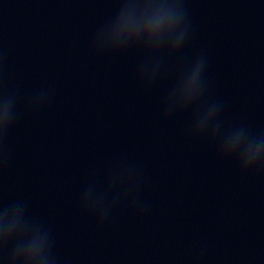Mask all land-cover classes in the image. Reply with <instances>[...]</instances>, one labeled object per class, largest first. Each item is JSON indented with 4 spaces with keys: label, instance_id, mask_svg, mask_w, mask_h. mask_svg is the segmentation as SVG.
I'll use <instances>...</instances> for the list:
<instances>
[{
    "label": "clouds",
    "instance_id": "9594fccd",
    "mask_svg": "<svg viewBox=\"0 0 264 264\" xmlns=\"http://www.w3.org/2000/svg\"><path fill=\"white\" fill-rule=\"evenodd\" d=\"M178 50H179V48H178ZM178 50H177V51H178ZM201 66L203 67L202 62H201ZM208 110H209V111H213V112H217V107H216L215 105H212V106H210V107L208 108Z\"/></svg>",
    "mask_w": 264,
    "mask_h": 264
}]
</instances>
